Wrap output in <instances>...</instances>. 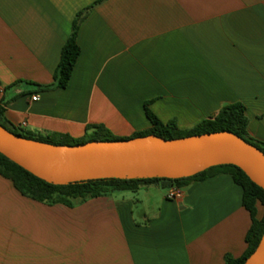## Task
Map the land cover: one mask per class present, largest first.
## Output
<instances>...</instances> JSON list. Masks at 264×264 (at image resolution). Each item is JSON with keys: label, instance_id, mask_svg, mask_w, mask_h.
Wrapping results in <instances>:
<instances>
[{"label": "crops", "instance_id": "obj_1", "mask_svg": "<svg viewBox=\"0 0 264 264\" xmlns=\"http://www.w3.org/2000/svg\"><path fill=\"white\" fill-rule=\"evenodd\" d=\"M98 1L0 0V100L13 126L80 138L101 124L129 137L152 128L146 106L190 130L242 103L249 135L264 142V0H105L81 23L69 85L42 91L76 15ZM168 190L50 206L0 175V264H226L243 255L252 218L230 174L189 184L180 200Z\"/></svg>", "mask_w": 264, "mask_h": 264}, {"label": "water", "instance_id": "obj_2", "mask_svg": "<svg viewBox=\"0 0 264 264\" xmlns=\"http://www.w3.org/2000/svg\"><path fill=\"white\" fill-rule=\"evenodd\" d=\"M0 153L54 185L109 178L178 180L235 165L264 189V152L231 131L60 146L23 138L0 124ZM245 264H264V235Z\"/></svg>", "mask_w": 264, "mask_h": 264}, {"label": "trees", "instance_id": "obj_3", "mask_svg": "<svg viewBox=\"0 0 264 264\" xmlns=\"http://www.w3.org/2000/svg\"><path fill=\"white\" fill-rule=\"evenodd\" d=\"M105 0H99L93 6L80 11L72 24L71 35L63 47L61 59L55 72V81L52 85L40 86L42 91H51L58 88H66L72 78L75 66L81 54L78 44V32L83 20L95 6ZM23 83L18 81L9 88ZM9 101L0 100V124L12 133L23 138L46 142L60 146L81 145L93 141H119L129 140L142 136L157 135L165 139H178L201 135L206 133L231 131L253 144L264 152V142L254 139L248 132V118L246 107L242 103L225 106L213 117L202 121L190 130H181L177 123L172 121L163 123L146 106L147 117L152 123V128L146 131L136 132L129 137H120L113 134L107 127L101 124L88 125L85 134L80 138H74L68 134L54 133L41 134L13 126L5 117L6 106ZM148 105V104H147ZM230 174L235 183L243 188V205L250 212L252 225L247 233V249L242 256L235 258L226 256V264H245L248 258L257 249L264 235V215L258 218L259 205L264 209V189L255 184L248 175L235 165H221L209 168L195 176L178 180L170 179H97L68 185L50 184L31 172L27 171L8 157L0 153V175L13 182L15 188L25 197L53 206L62 204L68 207H76L90 199L111 196L120 192L136 193L142 188L158 184L164 189L171 187H186L193 182H201L218 174Z\"/></svg>", "mask_w": 264, "mask_h": 264}, {"label": "built area", "instance_id": "obj_4", "mask_svg": "<svg viewBox=\"0 0 264 264\" xmlns=\"http://www.w3.org/2000/svg\"><path fill=\"white\" fill-rule=\"evenodd\" d=\"M39 97L36 96L33 98V100H38ZM184 196V190L182 187H171L168 190L167 198L170 200H180Z\"/></svg>", "mask_w": 264, "mask_h": 264}, {"label": "rangeland", "instance_id": "obj_5", "mask_svg": "<svg viewBox=\"0 0 264 264\" xmlns=\"http://www.w3.org/2000/svg\"><path fill=\"white\" fill-rule=\"evenodd\" d=\"M26 83V82H25Z\"/></svg>", "mask_w": 264, "mask_h": 264}]
</instances>
